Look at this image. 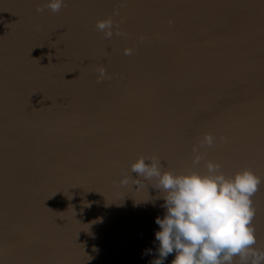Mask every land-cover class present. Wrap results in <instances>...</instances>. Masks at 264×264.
I'll return each mask as SVG.
<instances>
[{"label":"water","instance_id":"1","mask_svg":"<svg viewBox=\"0 0 264 264\" xmlns=\"http://www.w3.org/2000/svg\"><path fill=\"white\" fill-rule=\"evenodd\" d=\"M141 156L251 169L264 250V0H0V264H153L166 193L133 185Z\"/></svg>","mask_w":264,"mask_h":264},{"label":"clouds","instance_id":"2","mask_svg":"<svg viewBox=\"0 0 264 264\" xmlns=\"http://www.w3.org/2000/svg\"><path fill=\"white\" fill-rule=\"evenodd\" d=\"M64 2L46 0V6L56 12ZM113 27L110 17L96 22L97 30L106 37L113 35ZM116 34H120L118 29ZM124 52L130 54L131 49ZM97 71L99 81L106 70L99 66ZM213 142L212 134L205 133L202 143ZM193 152L197 163L200 155L195 147ZM206 166L205 174L197 171L175 174L162 170L161 162L154 156H141L131 163V173L137 174V178L132 177L133 185L138 186L139 177L155 178V188L166 193L162 195L166 211L155 218L159 226L154 233L158 255L153 264H162L170 253H174L170 264H232L234 256L240 258L241 264H261L264 250L252 247L256 244L252 196L261 178L248 168L228 177L219 171V163L208 161ZM128 182V176L119 181Z\"/></svg>","mask_w":264,"mask_h":264}]
</instances>
